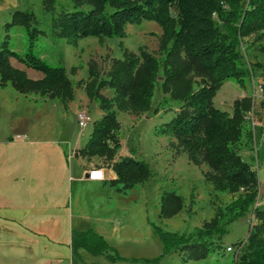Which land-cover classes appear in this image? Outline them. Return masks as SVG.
Masks as SVG:
<instances>
[{"label":"trees","instance_id":"obj_1","mask_svg":"<svg viewBox=\"0 0 264 264\" xmlns=\"http://www.w3.org/2000/svg\"><path fill=\"white\" fill-rule=\"evenodd\" d=\"M42 0L51 14V36L71 44L87 38L123 39L129 25L156 22L163 30L160 56L148 52L140 56L124 50L106 76L91 67L85 92L98 105L102 116L94 122L86 146L76 157L99 158L113 162L116 179L106 184L128 197L153 176L144 160L125 157L116 160L122 148L119 113L143 115L151 112L158 88L162 98L155 113L175 111L172 119L155 129L157 137H170L188 154L195 166L205 163L210 171L204 177L217 193L235 196L213 219L189 233L171 232L153 224L162 244L154 258L124 257L94 228L74 231L72 254L75 264H91L81 251L104 257L111 263L161 264L167 257L184 253L183 264L206 261L229 233V227L254 212V225L245 241L229 248L235 264H264V207L257 206L260 183L257 171L241 156L244 140L251 139L247 114L251 99L234 105L233 114L214 105L218 91L229 81L245 83L249 76L240 51L242 42L259 35L264 54V0ZM24 31L26 45L11 47L10 31ZM6 37L0 45V88L12 87L21 95H37L61 101L65 106L75 99L76 85L60 63H49L41 52L47 32L40 28L31 10H16L4 25ZM42 75L31 79L14 67L11 60ZM264 82V65L257 64ZM196 78H199L196 80ZM112 90L113 97L103 94ZM264 93V83L262 85ZM241 146V147H240ZM184 198L175 191L164 192L160 218L171 219L182 212Z\"/></svg>","mask_w":264,"mask_h":264},{"label":"rangeland","instance_id":"obj_2","mask_svg":"<svg viewBox=\"0 0 264 264\" xmlns=\"http://www.w3.org/2000/svg\"><path fill=\"white\" fill-rule=\"evenodd\" d=\"M62 1V0H61ZM60 1V2H61ZM4 10L15 8L16 10H31L40 20V28L47 32L42 42V56L49 63H60L68 72L76 85L75 98H79L80 90L90 81V68L95 67L101 76H106L113 62L123 58L124 50L141 55L148 52L156 57L160 56V39L163 30L156 22L143 21L139 24L129 25L126 29V37L123 39L87 38L71 44L63 39H55L51 36V14L45 12L42 0H6ZM15 10V11H16ZM14 11V12H15ZM0 21V45L6 37L4 25L11 21L12 12H4ZM9 41L11 47L21 51L26 45L24 31L13 28L10 31ZM259 35L246 38L240 45L246 67L249 72L245 83L229 81L218 91L214 98V105L218 109L233 114L234 105L237 101L245 98L251 99V111L246 120L247 127L251 130V139L244 140L241 148L242 158L250 163L258 173L260 183V196L257 206L264 207V93L262 91V72L257 69V64L264 65V54L261 52L263 42L258 39ZM14 67L25 71L31 79H40L42 75L12 59ZM199 78H196L198 80ZM104 95L113 97L112 91L105 90ZM162 98V91L158 88L153 110L147 114L135 115L119 113L121 123V142L116 160L132 157L149 163L153 176L144 185L134 190L129 196L133 198L129 206L131 214L129 223L123 228V235L115 237L116 242L112 247L116 248L124 257H147L154 258L162 251V244L154 233L153 224L162 229L189 233L204 223L213 219L220 208H225L235 196L217 193L214 187L206 181L204 175L210 171L207 164L195 166L188 158V154L178 146V142L170 137H157L155 129L162 123L168 122L178 111L168 114L155 113L154 109ZM16 99L19 101L17 105ZM25 99L43 103L51 101L48 98L37 95L25 96L17 93L12 87L0 88V115H6L11 110L24 114L26 110ZM75 100V99H74ZM70 104V103H69ZM82 109L89 111L92 116L90 127L94 120L100 116L93 102L82 105ZM102 113V112H101ZM69 126L75 130L76 115L69 113ZM89 127V128H90ZM85 139V138H84ZM241 147V146H240ZM73 174H79L78 162L75 158L70 159ZM111 161L101 159L95 168L103 171L108 168ZM87 187L79 188L74 183V193L85 192ZM175 191L184 198V208L180 214L171 219L160 218V202L164 192ZM113 195H120L113 192ZM128 196V197H129ZM258 224L254 212L251 211L245 218H241L229 227V233L223 238L219 249L206 261L189 264H235L234 254L229 252L230 246L245 241L251 228ZM108 241V240H107ZM95 259V257H93ZM96 260V264H113L104 258ZM184 253H176L167 257L161 264H183ZM130 264V263H116Z\"/></svg>","mask_w":264,"mask_h":264},{"label":"crops","instance_id":"obj_3","mask_svg":"<svg viewBox=\"0 0 264 264\" xmlns=\"http://www.w3.org/2000/svg\"><path fill=\"white\" fill-rule=\"evenodd\" d=\"M5 4L0 0V21L2 13L16 10H4ZM25 104L24 114L11 110L0 115V264H75L73 232L91 227L110 245L117 243L115 237L122 239L129 223L133 198L113 195L106 184L116 179L112 164L104 170L105 181L92 182L88 173L101 159L76 157L94 128V123L81 128L77 122L81 106L91 104L84 88L67 106L58 100L25 99ZM72 112L76 131L69 126ZM73 158L79 166L76 176ZM74 183L86 191L75 196ZM81 253L85 262L96 264L97 257Z\"/></svg>","mask_w":264,"mask_h":264},{"label":"built area","instance_id":"obj_4","mask_svg":"<svg viewBox=\"0 0 264 264\" xmlns=\"http://www.w3.org/2000/svg\"><path fill=\"white\" fill-rule=\"evenodd\" d=\"M92 120V116L88 111H80L77 114V122L78 125L81 128H86L88 125H90V121ZM89 181L92 182H103L105 181V174L102 169L94 168L91 171H89ZM229 248H235L234 246H230Z\"/></svg>","mask_w":264,"mask_h":264},{"label":"water","instance_id":"obj_5","mask_svg":"<svg viewBox=\"0 0 264 264\" xmlns=\"http://www.w3.org/2000/svg\"><path fill=\"white\" fill-rule=\"evenodd\" d=\"M89 178V174H88V177H87V179Z\"/></svg>","mask_w":264,"mask_h":264}]
</instances>
